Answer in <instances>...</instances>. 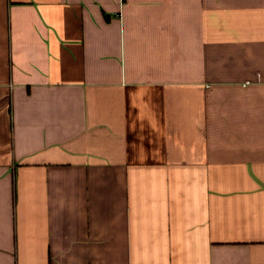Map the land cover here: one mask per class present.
<instances>
[{
  "label": "crops",
  "instance_id": "obj_1",
  "mask_svg": "<svg viewBox=\"0 0 264 264\" xmlns=\"http://www.w3.org/2000/svg\"><path fill=\"white\" fill-rule=\"evenodd\" d=\"M0 264H264V0H0Z\"/></svg>",
  "mask_w": 264,
  "mask_h": 264
}]
</instances>
